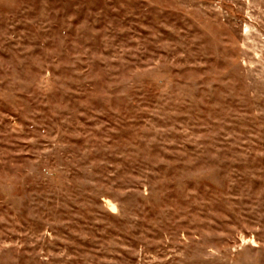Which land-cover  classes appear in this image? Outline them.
<instances>
[{"label": "rangeland", "instance_id": "1", "mask_svg": "<svg viewBox=\"0 0 264 264\" xmlns=\"http://www.w3.org/2000/svg\"><path fill=\"white\" fill-rule=\"evenodd\" d=\"M0 264H264V0H0Z\"/></svg>", "mask_w": 264, "mask_h": 264}]
</instances>
